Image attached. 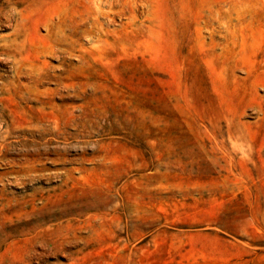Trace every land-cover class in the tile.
<instances>
[{
  "label": "rangeland",
  "instance_id": "rangeland-1",
  "mask_svg": "<svg viewBox=\"0 0 264 264\" xmlns=\"http://www.w3.org/2000/svg\"><path fill=\"white\" fill-rule=\"evenodd\" d=\"M22 3L0 264H264V0Z\"/></svg>",
  "mask_w": 264,
  "mask_h": 264
},
{
  "label": "bare ground",
  "instance_id": "bare-ground-1",
  "mask_svg": "<svg viewBox=\"0 0 264 264\" xmlns=\"http://www.w3.org/2000/svg\"><path fill=\"white\" fill-rule=\"evenodd\" d=\"M24 1L26 2V0H23V3H24ZM12 2H14V1H12ZM20 3L21 2H19V4ZM14 4H17V3H14ZM4 6H3V8H5ZM14 14H16V13H14ZM19 14H20V12H17V15H19ZM0 16H1V18H3V20H10V18L12 17V13L9 14L8 11H6L4 9H0ZM19 28L20 27H19V24L17 23V19H16L15 20V25H14V30H13V35H12L13 38L11 39V37H9V35H8V37L5 36V37H2L3 39L2 38L0 39V40L3 41V44H0V48H3V50H4L3 51V54H5L6 52H9V50H10L11 47L16 46L17 44H19L18 38H19V36L21 34L20 33L21 30Z\"/></svg>",
  "mask_w": 264,
  "mask_h": 264
}]
</instances>
